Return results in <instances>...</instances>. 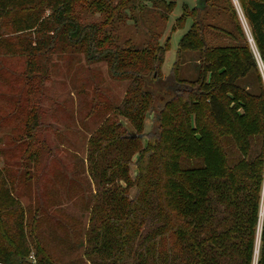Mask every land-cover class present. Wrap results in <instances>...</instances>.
Here are the masks:
<instances>
[{
	"label": "trees",
	"instance_id": "trees-1",
	"mask_svg": "<svg viewBox=\"0 0 264 264\" xmlns=\"http://www.w3.org/2000/svg\"><path fill=\"white\" fill-rule=\"evenodd\" d=\"M78 1L0 0V23L27 38V56L77 47L88 63L105 62L111 77L130 81L118 110L137 137L110 133L103 148L139 135L148 144L138 152L134 179L122 169L120 176L114 174L125 159L107 163L100 173L90 160L95 203L84 259L89 264H252L264 181V0H237L255 52L230 0L224 4L233 28L225 46L207 48L201 20L193 18L177 50L201 46L206 61L198 82L171 91L175 74L159 75L163 47L128 52L115 43L104 45L98 25L68 15ZM155 1L141 4L147 8ZM146 80L152 88L145 89ZM147 119L151 125L142 135ZM11 191L0 170V248L7 250L0 264H31L26 210ZM28 222L33 228V219ZM33 243L35 260H43L36 264H53ZM256 264H264V215Z\"/></svg>",
	"mask_w": 264,
	"mask_h": 264
},
{
	"label": "rangeland",
	"instance_id": "rangeland-1",
	"mask_svg": "<svg viewBox=\"0 0 264 264\" xmlns=\"http://www.w3.org/2000/svg\"><path fill=\"white\" fill-rule=\"evenodd\" d=\"M203 1L159 0L145 8L141 0H79L68 15L81 24L98 25L104 45L115 43L128 52L163 47L159 75L166 78L175 74L177 82L167 85L171 91L176 85L198 82L206 61L201 46L193 51L177 50L193 18L201 20L207 48L231 42L227 32H232L233 23L224 0H206L198 14L196 7L201 8L199 2ZM230 2L255 52L237 0ZM25 46L27 38L15 34L7 22L1 21L0 170L13 196L26 210L31 264L43 263L35 260L34 241L53 264H89L83 257L95 203L89 162L92 160L93 169L100 173L107 163L125 159L128 163L115 168L114 174L120 176L122 169V174L134 179L138 152L148 142L141 137L103 148L102 141L110 133L120 138L137 133L118 110L130 81L111 77L105 62L88 63L80 48L68 47L33 58L23 54ZM147 88H152L148 80ZM144 123L142 135L149 131L151 120ZM106 202L100 203V210L108 205ZM260 212L252 264L257 263L258 257L264 181ZM29 217L33 219V228L29 226ZM6 251V247L0 248V254Z\"/></svg>",
	"mask_w": 264,
	"mask_h": 264
},
{
	"label": "water",
	"instance_id": "water-1",
	"mask_svg": "<svg viewBox=\"0 0 264 264\" xmlns=\"http://www.w3.org/2000/svg\"><path fill=\"white\" fill-rule=\"evenodd\" d=\"M199 3H201L202 6H201V8L200 7H196V9L199 10V11H202L203 10L204 1L203 2H199ZM249 41H252V39H249ZM136 137L137 136L135 134H133V133H131L130 135L127 136V138H130V139H135ZM138 137L141 138V135H139Z\"/></svg>",
	"mask_w": 264,
	"mask_h": 264
},
{
	"label": "bare ground",
	"instance_id": "bare-ground-1",
	"mask_svg": "<svg viewBox=\"0 0 264 264\" xmlns=\"http://www.w3.org/2000/svg\"><path fill=\"white\" fill-rule=\"evenodd\" d=\"M262 211V210H261ZM261 213V212H260ZM262 215H263V212H262ZM262 215H261V217H262ZM260 227V226H259ZM260 235V234H259ZM258 240H259V237H258ZM256 255H257V251H256Z\"/></svg>",
	"mask_w": 264,
	"mask_h": 264
}]
</instances>
